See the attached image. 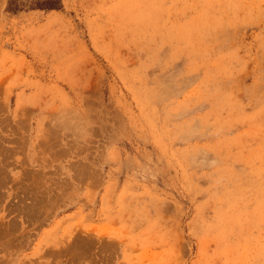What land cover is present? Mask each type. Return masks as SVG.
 <instances>
[{"label": "rangeland", "instance_id": "1", "mask_svg": "<svg viewBox=\"0 0 264 264\" xmlns=\"http://www.w3.org/2000/svg\"><path fill=\"white\" fill-rule=\"evenodd\" d=\"M0 0V264H264V0Z\"/></svg>", "mask_w": 264, "mask_h": 264}, {"label": "trees", "instance_id": "2", "mask_svg": "<svg viewBox=\"0 0 264 264\" xmlns=\"http://www.w3.org/2000/svg\"><path fill=\"white\" fill-rule=\"evenodd\" d=\"M61 5V0H35L29 7L43 10H53L60 9ZM7 9L12 12H17L21 9V7L15 0H8Z\"/></svg>", "mask_w": 264, "mask_h": 264}]
</instances>
